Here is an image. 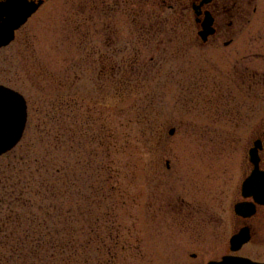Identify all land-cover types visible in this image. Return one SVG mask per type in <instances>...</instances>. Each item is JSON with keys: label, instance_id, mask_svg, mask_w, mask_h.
Segmentation results:
<instances>
[{"label": "rangeland", "instance_id": "rangeland-1", "mask_svg": "<svg viewBox=\"0 0 264 264\" xmlns=\"http://www.w3.org/2000/svg\"><path fill=\"white\" fill-rule=\"evenodd\" d=\"M192 3L52 0L0 52V85L29 106L23 141L0 160V264L229 254L264 122L237 72L264 53V0L227 48L200 47Z\"/></svg>", "mask_w": 264, "mask_h": 264}, {"label": "flooded vegetation", "instance_id": "flooded-vegetation-1", "mask_svg": "<svg viewBox=\"0 0 264 264\" xmlns=\"http://www.w3.org/2000/svg\"><path fill=\"white\" fill-rule=\"evenodd\" d=\"M50 1L52 0H0V44L2 43L1 38L6 41L13 35L15 42L18 36L26 30L29 23L39 16ZM205 1L206 4L202 6ZM257 1L262 0H192L190 11L194 13L195 7L200 8L198 11L200 14L197 16L199 22H196L200 47L203 48L211 43H218L226 38H231L230 42L225 43L226 48L230 47L233 44V39L236 40L241 34L243 27L252 25V18L258 14L257 9H253V13H246V6L252 8ZM207 13L213 17L212 28L215 32L207 42H204L199 37V33L203 29L202 26ZM14 42L0 48V52L12 46ZM246 60L248 63L244 71H239L237 72L238 76L236 75L239 83L238 91L249 99L264 101V68L253 67L257 61L264 60V53H252ZM256 136L243 168L238 199L233 209L235 220L230 224V236L227 239L229 254L224 255L218 261H211L207 264L222 263L226 258H243L247 260L246 264H264L262 254L264 251V205L259 204L254 198L258 194L257 191H264V177H261L252 188L245 189V185L251 180L255 170L264 173V122L260 125ZM239 205L242 206L240 214L236 211V207ZM234 240L236 241L235 246H233ZM244 251L245 255L243 254ZM198 258H200L199 255ZM191 259L196 260L197 256L192 255Z\"/></svg>", "mask_w": 264, "mask_h": 264}, {"label": "water", "instance_id": "water-1", "mask_svg": "<svg viewBox=\"0 0 264 264\" xmlns=\"http://www.w3.org/2000/svg\"><path fill=\"white\" fill-rule=\"evenodd\" d=\"M205 4V3H203ZM200 8H195L197 15ZM205 31L201 34L204 38H207L210 34L214 33L212 29V18L210 14H207L206 21L203 23ZM0 44V48L9 45L14 40V35L8 40L3 41ZM28 123V104L24 96L20 93L0 85V157L11 152L23 139L26 127ZM174 135V131L171 132ZM260 172L256 171L253 174V180L259 179ZM263 199L264 195H260ZM239 212L240 207H237ZM235 243L233 242V245ZM245 259H225L220 264H246ZM217 264V263H214Z\"/></svg>", "mask_w": 264, "mask_h": 264}]
</instances>
